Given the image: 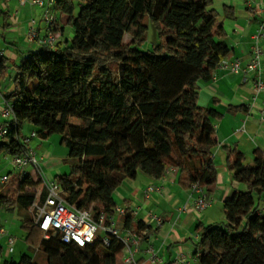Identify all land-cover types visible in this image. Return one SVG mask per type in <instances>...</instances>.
I'll return each mask as SVG.
<instances>
[{
    "label": "trees",
    "instance_id": "1",
    "mask_svg": "<svg viewBox=\"0 0 264 264\" xmlns=\"http://www.w3.org/2000/svg\"><path fill=\"white\" fill-rule=\"evenodd\" d=\"M211 6L212 0H56L62 26L56 19L49 29L59 37L68 26L70 39L58 38L53 49L41 44L18 62L0 55V81L8 77L13 84L4 98L17 120L0 138V154L24 153L18 139L24 121L40 138L60 134L73 164L55 180L66 203L94 217L115 214L114 191L138 172L158 180L175 167L182 188L199 182L210 192L217 179L213 120L220 114L198 103L200 81H210L228 55L223 19L234 17L226 6L223 14ZM148 20L159 40L141 50ZM223 149L238 187L223 200L222 221L197 225V262L264 264V151L255 149L252 162L244 163L239 150ZM5 185L0 208L27 213L41 180L27 171L15 188ZM121 226L143 239L155 230L127 203ZM22 227L45 264H122L123 244L113 236L108 245L97 236L79 247L63 243L57 232L43 238L29 215ZM34 255L0 264H39Z\"/></svg>",
    "mask_w": 264,
    "mask_h": 264
},
{
    "label": "crops",
    "instance_id": "2",
    "mask_svg": "<svg viewBox=\"0 0 264 264\" xmlns=\"http://www.w3.org/2000/svg\"><path fill=\"white\" fill-rule=\"evenodd\" d=\"M225 6L234 13L233 18L223 19L225 41L229 47L226 58L229 60L238 58L242 64H245L250 58L254 43L253 36L262 19L258 9H264V0H212L211 8L220 14H223ZM43 10L42 7L28 2L20 4L19 0L0 1V55L9 61L18 62L27 51L41 46L40 39L47 32ZM51 11L62 26V20L53 6ZM30 29L38 34L33 40L27 37ZM71 34V28L64 26L63 33L58 38L70 39ZM261 45L264 46V39L261 40ZM262 63L261 78L264 80V53ZM255 79L256 74L252 72L234 74L217 67L210 81H200L198 103L204 107L214 108L220 114V118L213 120L218 141V146L214 150L217 179L210 192L205 188L207 195L212 199L210 206L199 214L191 209H182L189 202V189L182 188L178 183V170L170 171L158 180L138 172L134 179H125L114 191L113 198L116 204L126 208L127 203L132 209L138 208L136 219L148 221V213L162 217L160 225L150 222L155 230H151L140 245V251L136 254L139 264H149L146 252L148 245L153 246L165 263L174 260L181 253L186 259L189 257L184 264L192 262L198 264L195 255V244L199 239L197 225L206 226L223 219V200L238 187V183L232 178V172L227 168L226 151L223 146L236 148L243 154V158L247 153V144L254 147L253 158L255 149L264 151V123L259 121L258 115L264 92L257 96L255 103L251 102ZM1 88L4 90L2 91ZM12 89L11 78L7 77L0 81V111L5 100L4 94ZM228 107H239L240 110L230 111ZM3 121L0 115V123ZM30 130L34 131L32 125ZM29 143L33 148L30 141ZM19 173L16 180H10L8 177L7 188L13 189L17 186ZM152 184L161 185L162 191L153 193L149 200H144V190ZM1 210L2 208H0V219L3 217ZM4 220L0 222L4 224ZM116 222L121 228V216Z\"/></svg>",
    "mask_w": 264,
    "mask_h": 264
},
{
    "label": "built area",
    "instance_id": "3",
    "mask_svg": "<svg viewBox=\"0 0 264 264\" xmlns=\"http://www.w3.org/2000/svg\"><path fill=\"white\" fill-rule=\"evenodd\" d=\"M55 1L56 0H19L20 4L28 2L31 5H38L44 9L43 18L47 26V32L40 39V42L52 49L58 41V35L52 33L49 29V26L56 21V17L51 11V7ZM258 11L262 19L258 23L256 32L253 36L254 43L252 45L249 60L245 64H242L238 58L232 60L224 58L218 66L234 74L250 72L256 74L254 93L250 97L252 103H255L257 96L261 92H264V80L261 78L263 65L262 56L264 53V46L261 45V40L264 39V9L259 8ZM27 37L29 40H33L38 37V34L35 30L30 29L27 33ZM0 115L4 119V121L0 123L1 138L5 136L10 129L17 126V120L14 117L12 104L6 100L3 101V108L0 111ZM258 115L259 121L264 123V99L261 101L258 109ZM35 135L36 133L31 131L30 136L34 137ZM18 139L25 147V151L21 155L11 156L10 163L14 167H18L20 173L27 172L26 168L28 166L31 167L35 175L41 180V189L38 191L29 211L32 213L34 223L44 233L43 238H48L50 232H57L60 234V240L63 243H73L79 247H84L88 244H92L97 236H101L103 243L108 245L109 237L113 236L118 238L123 244L121 263L139 264L136 254L140 251L143 237L140 234L115 227L116 221L114 215H124L126 208L116 207L113 216L108 217L104 213H100L98 216L94 217L90 210L77 209L75 206L69 205L62 197L58 181L55 179L48 181L42 175L39 164L41 158L38 157L34 149L29 146L30 138L20 137V134H18ZM176 170L177 168L175 167H169L166 169L164 175L170 171ZM7 182V175L0 176V184H5ZM161 191L162 186L159 184L148 185L143 193L144 200H149L153 193H161ZM188 199L189 202L186 203L182 209H191L198 214L212 204V199L207 195L204 186L199 182H194L190 186ZM137 210L138 208L133 209L135 215ZM147 216L148 223L154 222L157 225L162 223V217L157 214L148 213ZM7 233L4 225L0 222V236L6 237L8 251H11L14 239ZM146 252L148 253L149 264H184L187 262L185 261L186 257L180 254L174 260L165 263L152 245H148Z\"/></svg>",
    "mask_w": 264,
    "mask_h": 264
},
{
    "label": "rangeland",
    "instance_id": "4",
    "mask_svg": "<svg viewBox=\"0 0 264 264\" xmlns=\"http://www.w3.org/2000/svg\"><path fill=\"white\" fill-rule=\"evenodd\" d=\"M43 15V14H42ZM147 34L145 40L139 45L141 50H150L154 44L158 42V34L154 24L151 21H147ZM68 34V33H67ZM125 41H128V37L125 36ZM3 91L4 89L1 88ZM75 124H78L79 121H71ZM30 123L28 121H24L22 123V127L19 131L20 137H28L30 138L31 145L33 146L34 151L36 152L38 157H41L40 160V168L42 170V175L48 181L57 179L58 176L66 175L71 172L73 160L68 157V148L61 143V135L58 133H52L46 138H40L38 135L31 137ZM30 144V143H29ZM253 146L247 144L246 154L244 155L243 162L251 163L253 160ZM11 156L9 154L1 153L0 154V175L7 174L10 180H16L17 175L20 172L18 167H14L10 164ZM26 170L35 176V173L31 167H27ZM2 187H6L2 186ZM117 207H123L121 204ZM2 219H5L3 222L5 229L7 230V234L11 235L14 239L12 244V250L8 251V245L6 241V237L0 236V245L2 247V251L0 254V263L8 258L14 261H17L21 254L28 253L30 255H34L33 249L35 248L34 243H31L27 240L28 231L26 228L22 227L23 220L26 215H29L32 218V213L28 210L25 213L23 210L19 208H15L14 210H5L2 209ZM115 218L119 219V215L115 214ZM115 219V221L117 220ZM224 219V218H223ZM223 219H220L223 220ZM220 221H217L220 222ZM115 227L120 229V224L115 223ZM181 254V253H180ZM35 260L39 264H45L46 259L45 256L40 252H36L34 255ZM160 256V255H159ZM185 259V261H188ZM121 262V261H120ZM190 262V261H189ZM189 264V263H188ZM191 264H197L192 262Z\"/></svg>",
    "mask_w": 264,
    "mask_h": 264
}]
</instances>
